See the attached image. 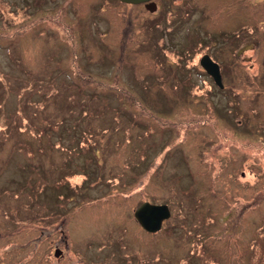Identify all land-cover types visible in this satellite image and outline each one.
<instances>
[{"label":"rangeland","instance_id":"obj_1","mask_svg":"<svg viewBox=\"0 0 264 264\" xmlns=\"http://www.w3.org/2000/svg\"><path fill=\"white\" fill-rule=\"evenodd\" d=\"M69 1L0 0V264H264L257 70L199 103L202 89L160 82L173 57L152 51L156 15ZM218 1L198 2L200 22L168 24L173 40L233 26L219 10L241 3ZM241 5L264 24V0ZM144 202L169 206L159 232L135 221Z\"/></svg>","mask_w":264,"mask_h":264},{"label":"flooded vegetation","instance_id":"obj_2","mask_svg":"<svg viewBox=\"0 0 264 264\" xmlns=\"http://www.w3.org/2000/svg\"><path fill=\"white\" fill-rule=\"evenodd\" d=\"M108 1L111 4L116 3L122 5L123 7L127 6L132 8L134 6H142L148 11L149 16L156 15L155 18L153 17L150 20V27H152L151 29H153V32L150 35L149 41L152 39V41H154L152 51H155L156 59L160 62L163 60L170 62V57H173H171L173 59L171 62L172 65L167 69V74H169L170 77L166 76L167 74L163 75L160 82L170 85V87H189L187 88L188 92H191L194 88L202 89L200 90L202 92L201 95L195 94L190 97L192 100L196 98L200 101L199 103L207 100L212 102L215 94L218 92L230 93V88L238 87L245 83V75L248 69L251 71L257 70V74L255 75L257 81H264V51L262 50L263 48L260 47L262 43L260 41V35L258 34V31L264 28V24H262V22L260 24H248V20L246 16H243V14L248 15L249 12L255 13L253 11L254 7L249 11L248 6L241 5L242 3H249L254 6L255 3L259 1V6H261L260 0H237V3L241 4H238L239 6L236 8L238 9V13H234L235 15L229 13L235 12L236 9L233 11H226L224 7H222L223 10L218 9L220 13L226 14V19L233 18V26L219 32L205 33L202 36L199 34L198 29L191 36L188 35L189 31H187L185 33L186 35L183 37L186 41H183L182 39V43L175 42L173 40L172 35L174 33V28L173 26H167L168 24L171 25L173 23H176V26H179L186 22H200L206 11L205 7L198 6V2L200 0H150L139 4L125 3L121 0ZM226 1L229 0H219L218 6L221 8V3L226 4ZM175 2H180V8L171 9L170 6H173L172 3ZM100 5L101 4H97L96 7ZM96 9L97 11L99 10V8ZM173 14L174 16H171ZM194 15H196V17H193ZM216 16L219 15L216 14ZM236 18L242 19V22H239L236 25ZM63 22L66 23L65 21ZM251 43H254V45ZM256 48L257 50L262 51L260 54L263 55V57L261 58L262 61L260 64L252 56V52H254ZM247 53H250V56ZM209 59L218 66L220 73L219 80L215 79V77L206 70L204 64L202 63L203 60ZM237 71L243 72L241 77L245 76V78L234 79V74ZM259 92L264 94V86L262 87V91ZM136 210H134L133 213H135ZM135 221L137 222L136 219ZM164 223L165 221L163 222V225ZM64 225L65 220L61 219L58 231L62 226L63 229H61L60 234L65 231ZM138 225L140 226L139 223ZM200 237L202 238L196 230L195 247H198ZM61 244L62 240H59L52 245L54 248V256L57 258H61L63 256ZM200 247L201 249L206 248V252H203V254L208 253L211 258L215 256L210 259V257H205L203 255L204 259L215 261L217 258L220 260V257L214 254V252L209 253V246L205 247L202 241ZM217 248L219 250L220 247ZM130 264H132L131 261Z\"/></svg>","mask_w":264,"mask_h":264},{"label":"water","instance_id":"obj_3","mask_svg":"<svg viewBox=\"0 0 264 264\" xmlns=\"http://www.w3.org/2000/svg\"><path fill=\"white\" fill-rule=\"evenodd\" d=\"M125 3L139 4L148 2L150 0H121ZM149 7V6H148ZM153 10V9H151ZM206 70L215 77L220 79L218 66L210 59L203 60ZM135 219L140 226L149 233L159 232L162 228L163 222L171 217V210L168 205H154L149 202H144L134 213Z\"/></svg>","mask_w":264,"mask_h":264}]
</instances>
